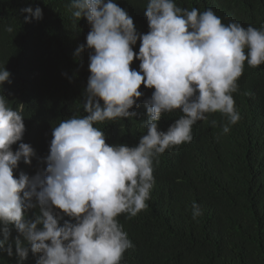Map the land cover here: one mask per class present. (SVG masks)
<instances>
[{
    "label": "clouds",
    "instance_id": "1",
    "mask_svg": "<svg viewBox=\"0 0 264 264\" xmlns=\"http://www.w3.org/2000/svg\"><path fill=\"white\" fill-rule=\"evenodd\" d=\"M70 8L90 26L74 53L89 50L86 114L52 128L47 156H35L23 142L24 117L3 91L11 73L0 68V251L11 257L14 248L21 261L31 251L39 254L36 264H121L133 244L118 217L148 207L159 156L191 142L193 125L209 114L225 118V134L240 120L238 81L264 66V28L225 24L211 8L180 7L176 0H147V33L115 0H71ZM21 12L28 14L24 22L43 18L39 6ZM141 85L154 89L143 100L146 131L135 145L109 144L94 125L136 117L131 109L140 107ZM164 113L176 118L166 130L159 126ZM200 214L193 202V218Z\"/></svg>",
    "mask_w": 264,
    "mask_h": 264
},
{
    "label": "trees",
    "instance_id": "2",
    "mask_svg": "<svg viewBox=\"0 0 264 264\" xmlns=\"http://www.w3.org/2000/svg\"><path fill=\"white\" fill-rule=\"evenodd\" d=\"M115 2L132 16L138 32L149 31L147 0ZM176 3L200 11L211 8L225 24L237 21L264 28V0ZM70 4L71 0H0V68L11 73V83L5 82L3 91L9 105L24 117L22 139L37 157L48 155L53 127L86 114L89 50L74 53L86 43L90 26L86 18L73 17ZM28 6L41 7L43 18L24 22L28 14L21 9ZM7 26L13 32H7ZM131 67L138 70L139 61L134 59ZM140 90L144 93L140 107L131 109L136 117L94 125L104 131L109 144L135 145L146 131L143 100L154 89L141 85ZM235 96L240 120L229 126L228 133L222 131L225 118L218 112L209 114L207 121L194 124L195 130L193 125L191 142L159 156L148 207L135 217H118L133 244L121 264H264V66L239 83ZM175 119L164 113L160 128L166 130ZM17 147L13 145V150ZM193 202L201 211L195 219ZM9 227L14 239L18 233ZM13 252L9 257L0 251V264H36L39 255L29 251L21 261L14 248Z\"/></svg>",
    "mask_w": 264,
    "mask_h": 264
},
{
    "label": "rangeland",
    "instance_id": "3",
    "mask_svg": "<svg viewBox=\"0 0 264 264\" xmlns=\"http://www.w3.org/2000/svg\"><path fill=\"white\" fill-rule=\"evenodd\" d=\"M238 83H241V81H238Z\"/></svg>",
    "mask_w": 264,
    "mask_h": 264
}]
</instances>
